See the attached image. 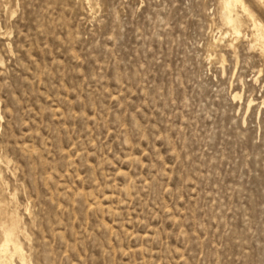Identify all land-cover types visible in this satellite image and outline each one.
I'll use <instances>...</instances> for the list:
<instances>
[{
	"label": "rangeland",
	"instance_id": "1",
	"mask_svg": "<svg viewBox=\"0 0 264 264\" xmlns=\"http://www.w3.org/2000/svg\"><path fill=\"white\" fill-rule=\"evenodd\" d=\"M220 1L0 0V249L264 264V2Z\"/></svg>",
	"mask_w": 264,
	"mask_h": 264
},
{
	"label": "bare ground",
	"instance_id": "2",
	"mask_svg": "<svg viewBox=\"0 0 264 264\" xmlns=\"http://www.w3.org/2000/svg\"><path fill=\"white\" fill-rule=\"evenodd\" d=\"M261 2H264V0H260ZM240 2H242V0H221L220 1V3H221V6L223 7V8H225L226 10H228L234 3L235 4H239ZM264 4V3H263ZM243 5V4H242ZM235 7V6H234ZM243 8H244V10H246L247 11V8H246V6L244 5L243 6ZM223 12V11H222ZM229 12V11H228ZM227 12V13H228ZM247 13V12H246ZM240 14V13H239ZM248 14H250V13H248ZM230 15V14H229ZM223 17V16H222ZM226 17H228V22L230 23V24H233V26H234V23H235V21H236V19L232 16V15H230V16H226ZM225 17V18H226ZM224 18V19H225ZM256 21V20H255ZM229 23H227V25L229 24ZM226 24V23H225ZM232 26V25H231ZM256 27V28H255ZM254 28H255V30H257V34L255 33V35H256V38H257V41H259L260 43H261V47L264 49V30L262 29V28H259V26L255 23V26H254ZM233 30H234V33H236V34H239L240 33V31L239 30H237V28L234 26V28H233ZM259 43V44H260ZM2 227H3V225H2ZM13 245V247H14V254H18L19 255V257H20V259L22 260V264H28L27 263V260H26V256H25V254H24V252H23V249H22V246H21V244H19L18 243V241H17V239L15 238V237H13V232H12V230H5V232H4V241L1 243V249L0 250H3L4 251V249L5 250H7V249H9V247L10 246H12ZM8 252V251H7ZM9 253V252H8ZM9 261H10V259H9ZM4 262V261H3ZM12 262V261H11ZM9 263V262H8Z\"/></svg>",
	"mask_w": 264,
	"mask_h": 264
}]
</instances>
